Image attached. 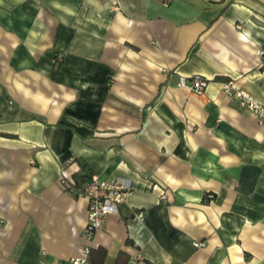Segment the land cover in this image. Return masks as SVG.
I'll return each instance as SVG.
<instances>
[{
  "label": "crops",
  "instance_id": "crops-1",
  "mask_svg": "<svg viewBox=\"0 0 264 264\" xmlns=\"http://www.w3.org/2000/svg\"><path fill=\"white\" fill-rule=\"evenodd\" d=\"M229 79L264 105V0H0V264L80 255V164L131 182L96 264H264V127Z\"/></svg>",
  "mask_w": 264,
  "mask_h": 264
},
{
  "label": "built area",
  "instance_id": "built-area-1",
  "mask_svg": "<svg viewBox=\"0 0 264 264\" xmlns=\"http://www.w3.org/2000/svg\"><path fill=\"white\" fill-rule=\"evenodd\" d=\"M208 79L200 75H194L188 80L180 77L179 85H186L196 93L203 91ZM223 89L229 94L239 99L244 106L264 127V105L257 101L248 92L241 89L234 80H227L223 83ZM58 182L62 189L71 195L85 198L87 202V216L84 227L81 231L83 245L78 256L71 257L68 264H96L90 258L93 237L97 230L101 229L107 216L117 209V205L122 202L130 191V180L118 178L113 180L102 179L97 174L91 173L81 181L75 182L72 174L62 171ZM196 245L198 243H195ZM38 264H46L42 258Z\"/></svg>",
  "mask_w": 264,
  "mask_h": 264
},
{
  "label": "trees",
  "instance_id": "trees-1",
  "mask_svg": "<svg viewBox=\"0 0 264 264\" xmlns=\"http://www.w3.org/2000/svg\"><path fill=\"white\" fill-rule=\"evenodd\" d=\"M80 166H81L80 169H81L82 172L81 173L78 172L76 174H73V177H74L75 182L77 184H80L81 181L84 180L88 176L87 169H86L85 165L84 164H80Z\"/></svg>",
  "mask_w": 264,
  "mask_h": 264
},
{
  "label": "rangeland",
  "instance_id": "rangeland-1",
  "mask_svg": "<svg viewBox=\"0 0 264 264\" xmlns=\"http://www.w3.org/2000/svg\"><path fill=\"white\" fill-rule=\"evenodd\" d=\"M131 183V182H130ZM130 189H131V187H130ZM128 194V193H127Z\"/></svg>",
  "mask_w": 264,
  "mask_h": 264
}]
</instances>
